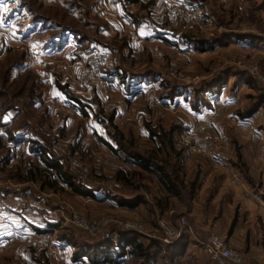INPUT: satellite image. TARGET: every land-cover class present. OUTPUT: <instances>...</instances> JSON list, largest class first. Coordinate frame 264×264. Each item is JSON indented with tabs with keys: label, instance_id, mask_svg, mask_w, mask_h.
<instances>
[{
	"label": "rangeland",
	"instance_id": "374dc122",
	"mask_svg": "<svg viewBox=\"0 0 264 264\" xmlns=\"http://www.w3.org/2000/svg\"><path fill=\"white\" fill-rule=\"evenodd\" d=\"M67 1L77 8L73 9L74 16L61 7ZM39 5L43 7L41 10ZM30 11L37 13V16L51 18L70 31H62L51 23H34ZM111 11L115 16L113 19ZM32 25H40L41 29L30 37L29 28ZM71 31L83 35L86 41L78 44ZM63 35L73 39L70 50L60 56L45 57L40 45ZM193 37L205 43L196 46L204 47L203 50H196L190 44V38ZM246 38L260 41L263 49L251 51L236 47L237 41ZM228 39L223 51H220L223 46L207 48L208 44ZM30 63L37 68L31 69ZM98 63L99 66L95 68ZM226 72L229 76L224 78ZM111 74L115 78L108 80ZM138 76L158 79L153 84L157 91L152 97L154 103L144 117L140 116L138 103L133 102ZM113 84L125 94L126 89H129L128 97L134 107L123 110L118 102L110 106L109 96L112 95L114 100L121 97ZM52 88L65 94L75 106L68 104L72 106L71 109L58 111L50 124L44 123L41 114L43 111L47 114L48 107L35 112L33 106H29V97L32 96V101L36 99L37 103L43 105L45 94ZM77 88L79 95L75 92ZM22 89L24 93L20 92L16 97V92ZM0 90L10 100L5 111L0 109L5 112L0 116V123H9L6 127L0 124V141L9 147L6 152L0 149V160L2 155L13 153L14 143L7 141L8 136L16 137L15 132H26L50 150V155L62 163L77 184L91 190L99 188L116 197L124 196L130 189L146 201L153 202L154 195L142 185L146 179H136L134 183L138 185L137 188H126L108 175L109 161L105 158L120 163L100 139L117 150L118 146L111 135L119 132L126 140L131 137L138 150L145 152L161 147L158 138L160 133L170 132L172 146L166 151L168 155H178L181 169L194 157L211 155H256V161L260 163L264 155V134L260 135V139L255 138L256 144L249 145L250 148L238 143L227 145L220 141L218 127L220 118L226 116L228 109H239V116L264 98V0H2ZM173 96L177 97L173 99ZM53 99L51 95V100L47 97L44 101L52 110L57 104ZM174 100L179 103L178 106L169 104V101L173 103ZM114 105L115 110L112 108ZM76 106L79 112L82 107H87L88 113L83 119L79 116V128L75 124L78 121L74 116ZM55 108L61 110L62 107L55 105ZM260 109L262 117L255 129L257 132L264 131V105ZM192 112L197 118H193ZM64 116L67 119L63 121ZM191 121L195 125L198 121L200 125L207 123L211 129L207 127L202 134H198L200 131L192 134L182 127ZM65 122L68 127L61 136L60 129L65 127L61 123ZM143 127L148 134L146 140L140 137ZM149 128L158 129L159 135L152 138ZM20 129L24 131L20 132ZM186 155L193 156L186 162ZM121 167L133 169L123 164ZM12 170L8 169L0 176V195L5 194L3 191L7 188L18 190L13 189L8 178ZM246 176L252 180V195L264 199V188L260 181L250 174H245L247 179ZM153 179L150 178V181ZM29 197L47 200L52 213L62 215L58 216L65 227L62 231L85 244L104 242V235L117 236L118 231L128 232L125 231L128 223L136 226L132 233L143 236L146 231L145 223L130 221L124 215H116L112 209L78 203L74 196L68 194V190L44 196L32 188ZM11 208L10 203L0 205V229L8 224V215L3 217V213H9ZM25 210L29 212L27 206ZM27 219L23 220L34 222L29 217ZM161 220L169 227H176L168 218L160 217L157 219L159 228ZM80 221L86 226H81ZM24 223L17 233L21 239L14 241L16 246L12 245L14 242L1 243L0 240V264H48L47 255L52 241L61 230L36 234L29 222ZM38 223L39 220H35V225ZM97 227L100 228L99 235L88 231L89 228ZM244 228L251 236L246 242L258 247L260 252L242 249L239 245L242 242L237 239H234L236 245L229 247L241 257L240 264H262L264 225L244 224ZM160 231L163 238L164 231L161 228ZM257 231H260V235L256 234ZM219 234L227 239L226 231ZM28 235L33 236L32 241L27 240ZM114 240L117 239L111 241ZM15 248H20L22 252L31 249L35 254L30 258L26 254H12Z\"/></svg>",
	"mask_w": 264,
	"mask_h": 264
},
{
	"label": "crops",
	"instance_id": "0c3cea01",
	"mask_svg": "<svg viewBox=\"0 0 264 264\" xmlns=\"http://www.w3.org/2000/svg\"><path fill=\"white\" fill-rule=\"evenodd\" d=\"M110 13H112V11ZM112 14L113 16L111 19L115 17L114 13ZM40 29V25L30 26L29 36L36 35ZM113 29L115 28L113 27ZM72 42V37L63 35L49 42L44 41L40 47H42L44 56L48 58L53 55L60 56L61 54H65V52L70 50ZM235 44L238 48L241 47L251 51L263 49L260 41L251 38L242 39ZM225 49L226 47L223 46L220 48V51ZM32 63L29 64L30 68L36 69L37 67L32 66ZM232 75L234 76L235 74L233 73ZM224 76V78H227L229 73L226 72ZM113 77L115 78V76L111 74L107 78L111 80ZM136 78L137 85L135 86L136 90L133 96V102L135 101V103H138L140 116L144 117L145 115L147 116L148 110L152 108V104L154 103L152 97L155 93L157 94V91L153 87V84L157 82L158 79L153 76L146 78H140V76H138ZM120 80L124 82L122 79ZM145 84L147 86H144ZM112 86H115L116 93L121 95V97L118 99L115 98L114 100L113 97H111L112 95L109 96L108 103L110 102V106L118 102L123 110L130 109L132 106L134 107V105H131L130 97H128L130 94L129 89H126L127 94H125L120 92L116 88V85L113 84ZM75 92L79 95V88H77ZM51 95L54 97L53 100L57 101L55 105H61V110L60 108H55V105L52 110V107H50L48 103L44 104L47 97L51 100ZM176 97L177 96H173L172 98L175 99ZM45 99L43 100V105L37 103L33 106L35 112L45 110V106L48 107V109H46L47 114L45 111L41 113L43 114L44 123L49 122L51 124V119L54 118V115H57L56 113H58V111L62 112L63 108H72V106L68 104H74L67 99L65 94L63 95L55 88L50 89L49 93L45 94ZM176 100L172 101L173 103L169 101V104H173L174 107L178 106L179 103H177ZM163 101L164 100L161 102L162 104ZM156 104L157 102H155V105ZM112 108H116L115 105ZM260 110L261 109L252 114V116L243 119L237 115L239 109H228L225 114L226 116L220 118L219 121L220 141L227 145H235V143H238L244 147L256 144V139H260V135L264 134V131L257 132V130H255L257 126H259L258 124L262 117ZM74 111L76 113L74 116L78 118L75 124L76 127L79 128V116L82 117V119L84 116L81 109L79 112V107L76 106ZM154 112H157V110L153 111V114ZM192 115L194 119L197 118L194 112H192ZM157 118L156 120H158ZM66 119L67 117L64 116L63 121ZM200 120L203 121L204 119ZM198 122L199 123L196 125L193 121L184 123L182 127L192 134L196 133V131H200L198 134H202L207 127L211 129L209 124L207 125V123H205L204 125H200V121ZM62 124L63 126L65 124V127H61L60 129L59 133L61 136L66 133V127H68L66 122L61 123V125ZM241 132L244 133L243 136L240 135ZM257 133L259 135H257ZM140 137L143 140L148 138L147 131L144 127ZM17 138H19L18 142L12 145L13 153L8 155V164L2 165L0 162V176L1 174L4 175L8 169H15L21 160L36 162V157H34L35 155L31 152V148L33 143H40L41 141L30 134L25 135L22 139L20 137ZM5 156L6 155H2L0 161H3ZM103 157L105 158V156ZM105 160L109 161L107 166V171H109L108 175L115 178L117 170L122 168L121 165L107 158H105ZM245 174H250L251 177L259 180L264 188V155L260 163L256 161V155L232 154L194 157L181 169L180 174L186 184L190 182L195 185L194 196L191 200L187 201V206L183 204V201L177 198L166 199V194L156 179L142 182V185L149 189L154 195L153 202L146 201L144 197H142L143 199L141 198L142 200H139L138 198L140 196L135 193L136 191H130V189L126 191L122 197H116L99 188L96 190L89 189L91 195L83 196L71 194L67 187L61 185L59 187H63V190L58 189L54 191L49 187L42 186L39 181L17 182L10 180L13 189L18 190L12 191L7 188L3 191L5 194L0 195L1 206L5 203H10L13 207L8 211L9 213H3V217L8 215L7 218L9 222L0 229V240L1 243L19 241L21 239V236L17 234L19 229L25 225L24 222H29L32 231L36 234H46L50 231L61 230V232L58 231L57 238L52 241L47 255V258H49L48 264H110L101 262L102 258L97 254L101 252V250L98 249V252L96 251L94 247L96 243L85 244L79 241V239L70 237L65 231H62L65 229L59 220V217L62 215L53 214L47 200H38L29 197L30 190L35 188L44 196L53 193L59 194L68 190V194L74 196L78 203L88 204L93 207L94 205L107 207L112 209L116 215H124V217L130 219V221L136 220L145 223L146 231L143 236L136 234L139 242L143 246L149 245L151 241H161L162 233L157 225V219L160 217L163 219L168 218L175 226H178L180 219H184L187 224V229L182 239L173 245H168V248L163 252L162 258H159L155 264H211L202 249V243L213 235L221 236L219 233H224L225 231L229 245L235 246L236 242L234 239H237L242 242V245L238 243L242 249L260 252L258 247L250 246L251 244L246 242L247 239H251V236H248V231L247 228H244V224H252L253 226L261 223L264 225V199L258 198L259 195H252V184L245 178ZM25 206L28 207L29 212L25 210ZM20 212L23 213L20 214ZM28 217L34 222L23 220H28ZM35 220H39L38 225H35ZM58 224L61 225L59 226ZM125 233L127 232H116V239ZM256 234L260 235V231H257ZM111 242L114 248L110 251V255L114 262H118L119 264H132L133 262H136L135 264H141V261L131 254H126L121 258L117 257V240ZM12 245L16 246L17 243L14 242ZM153 252L154 248L150 249V254ZM12 254H26L28 258H30V256H33L35 253L34 250L31 251V249L22 252L20 248H15L12 250ZM114 262L112 264H115ZM262 264H264V261Z\"/></svg>",
	"mask_w": 264,
	"mask_h": 264
},
{
	"label": "trees",
	"instance_id": "16d2710c",
	"mask_svg": "<svg viewBox=\"0 0 264 264\" xmlns=\"http://www.w3.org/2000/svg\"><path fill=\"white\" fill-rule=\"evenodd\" d=\"M70 1H67L65 5L63 4L61 7L65 8L66 12L69 13V15H73L74 13V5H69ZM35 3V2H34ZM33 3V4H34ZM23 8H25L24 4L21 5ZM28 6V5H27ZM39 10H41L43 7L42 5H39ZM77 9V8H76ZM50 10V9H49ZM30 14L33 16V22L44 24V23H51L56 28L61 29L62 31H70L68 27L63 26L61 23H56V21L52 20L51 18H45L42 16H37V13L31 12ZM74 16V15H73ZM79 22V21H77ZM57 25V26H56ZM72 32V31H71ZM72 34L75 36V40L78 44L83 43V41H86V37H83V35H80L76 32H72ZM191 45L195 46L194 48L196 50H203L204 47H196L205 43L199 42V40L195 37L190 38ZM228 41H219L215 42L213 44H208L207 48L213 47V46H223L227 44ZM206 48V46H205ZM206 48V49H207ZM5 80H3L4 83ZM6 83V82H5ZM4 87H6L4 85ZM4 87L2 89H4ZM20 92L24 93V90L18 91L16 97H18ZM13 96V95H12ZM7 95L4 93V91L0 90V109L3 108L5 111V108L8 106L9 101L7 100ZM29 106H34L37 104V100L32 101V96L29 97ZM264 105V98L260 99L259 103L254 105V107H250L247 111L244 113L239 114L240 118H248L252 116L256 111H258L261 106ZM0 111V116L4 115V111ZM87 107H82L81 111L84 117L88 116V113L86 112ZM17 116V115H15ZM18 118V117H16ZM16 120V119H15ZM2 126H8V124H2ZM12 124V123H11ZM150 135L151 137L158 136V129H150ZM20 132L24 131L22 129L19 130ZM17 131V132H19ZM12 137L8 136V142H12L16 144L20 137L21 139L27 135L26 132L22 133H16ZM113 136L114 141L116 142L118 149L115 150L109 143L105 142L104 140L100 139V142L103 146L106 147V149L117 159V161L122 165L132 167L133 169H126L121 168L118 169L115 175V180L119 183H122L123 186L126 188H137L134 181L136 179H146L150 180V178L156 179L158 184L161 186L162 190L166 194V199L169 198H177L181 201H183V204L187 206V201L191 200L195 193V185L193 183L188 182L187 184L185 181L181 178V168L179 166L178 162V155H168L167 150L168 147L171 148V134L163 133L159 135L160 143L162 144L159 148H154L145 152H140L137 148V146L134 143V140L130 137L127 141L122 133L116 132V135ZM8 145L2 144L0 141V149H3V151H9ZM49 149L45 145H41L39 143H33L31 152L36 157V162H31L28 160H21L18 165L13 169L9 175L8 178L11 181H17V182H35L39 181L42 186L49 187L52 190H63V187L65 186L69 189L71 194L75 195H83V196H89L91 195V191L82 185H79L75 182L74 177L67 173L65 171L63 165L61 162H59L58 159L52 157L49 153ZM4 154V153H3ZM124 154V155H120ZM6 155L3 158V161L1 162L2 165H6L9 162L8 159V153L4 154ZM172 157V158H171ZM249 183L252 184V180L249 176H246ZM59 187V188H58ZM142 196H140L138 199H141ZM96 251L98 249L101 250V252H98L97 254L100 255L102 258L101 262H107L112 264L114 261L111 257V250L114 248V245L111 241H104V242H97L95 244ZM117 247H118V253L117 257H123L126 254L132 255L135 258H138V260L141 261V264H155L159 258H162L164 250L168 248V245L164 244L162 241H151L149 245L143 246L139 240L138 236L132 232H127L125 234H122L117 239ZM154 248V252L150 254V249ZM128 249V251H127ZM115 264H119L118 262H114Z\"/></svg>",
	"mask_w": 264,
	"mask_h": 264
},
{
	"label": "built area",
	"instance_id": "2783aa9c",
	"mask_svg": "<svg viewBox=\"0 0 264 264\" xmlns=\"http://www.w3.org/2000/svg\"><path fill=\"white\" fill-rule=\"evenodd\" d=\"M98 66L99 63L95 65V68H97ZM186 156H188L185 158V161L187 162L193 155H186ZM79 224L81 226H86V224L83 221H80ZM159 226L164 231V236L163 238H161V240L166 245H173L177 241L181 240L185 230L187 229V224L184 219H180L178 226H176L175 228L169 227L164 222V220H161L159 222ZM135 228H136L135 225H133L132 223H128L126 225L125 231L132 232V230ZM88 231L93 235L100 234V228L98 227L96 229L89 228ZM105 236H106L105 241H111L117 238V236H112V235L111 236L104 235V237ZM32 239H33L32 235L27 236L28 241H32ZM202 249L212 264H240L242 260L237 253L231 250L227 239L222 236H218V235L211 236L202 243Z\"/></svg>",
	"mask_w": 264,
	"mask_h": 264
},
{
	"label": "snow or ice",
	"instance_id": "6c2138e0",
	"mask_svg": "<svg viewBox=\"0 0 264 264\" xmlns=\"http://www.w3.org/2000/svg\"><path fill=\"white\" fill-rule=\"evenodd\" d=\"M0 2H2V0H0Z\"/></svg>",
	"mask_w": 264,
	"mask_h": 264
}]
</instances>
